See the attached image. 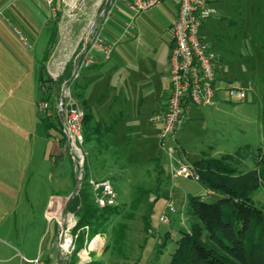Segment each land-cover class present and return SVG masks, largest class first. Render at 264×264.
<instances>
[{
	"label": "rangeland",
	"instance_id": "obj_1",
	"mask_svg": "<svg viewBox=\"0 0 264 264\" xmlns=\"http://www.w3.org/2000/svg\"><path fill=\"white\" fill-rule=\"evenodd\" d=\"M218 4L213 6L216 14L224 15L226 19L208 29L210 38L216 41L214 46L218 44L226 52V70L234 78V84L230 86L243 89L245 98L243 101L230 98L228 91L224 89L220 92V100L215 107L201 108V112L197 110L199 107L194 106L191 109L190 118L177 134V145L185 149V159L189 162H194L203 155L218 157L221 154L233 153L246 144L254 148H264V0H220ZM102 6L92 5L91 0H76L71 5L69 0H56L51 11L54 37L49 45L47 37H42L34 46L35 55L39 60L47 50L44 60L45 82L40 84V91L45 93V96L49 95L50 100L55 102L61 95L65 81L74 96L81 95L83 85H88L85 98L90 107H93V118L110 117L113 112L131 116L133 111L140 119L139 122L146 124L149 111L146 104H142V108L139 107L140 94L137 91L141 93L142 90L138 74L150 70L148 48L135 47L134 42L125 45L120 42L127 41L122 36L123 31L130 32L136 22L145 28L146 41H152L153 38L150 39L149 35L158 30L163 34L160 40L162 42L168 30L167 21L175 14L174 4L172 0H163L142 11L143 14L139 15L143 16L144 22L143 19H137L138 15L135 17L123 4L114 5L112 16L103 26L105 34L112 35V41L117 42L110 59H102L101 69L87 79H83L80 71L79 75L71 80L75 70V58L83 47L81 39L90 23L101 22L98 13ZM145 22L148 27L143 25ZM114 35L117 38H114ZM137 60L141 61L138 63ZM120 73L126 80L123 79L119 83ZM124 83L126 90L121 92ZM130 87L135 88L130 90ZM55 115L52 111L51 115L46 117L52 119ZM42 130L44 131L43 127ZM55 137L59 139L60 146H64L60 137ZM128 143L122 147L124 156H118L115 150L104 151L103 144L100 145L98 139H92L82 145L84 162L87 160L84 170L85 184L91 191L89 179L96 182L109 181L118 195L119 213L113 217V222L107 228L110 235L98 234L92 239L85 238L83 247L79 250L75 241V251L69 262L73 260L77 264H86L94 259L101 260L103 264H169L180 231L188 227L187 196L199 195L207 202L218 198V195L209 193L200 182L173 175L172 165L177 167L175 154L173 159L160 155L159 166L157 161L148 158L150 154H159L157 139L148 142L132 137ZM51 146L52 143L49 142L48 149ZM61 148L63 159L59 161L58 166L66 179L73 178V189L70 186L63 190L54 181L50 186L55 193L72 191L73 197L80 191L83 179L76 188L74 163L68 150ZM247 164L252 166L250 160ZM47 165L56 177V165L48 160ZM253 199L258 204H264L262 187L255 191ZM169 202L176 212L171 214L169 223H162L159 218ZM67 203L56 214L58 221L65 220L67 213L75 216L74 212L66 210ZM119 223L125 224L127 228L124 240L116 243L112 227L117 229ZM52 229L54 230V224ZM96 237L101 239V245L94 246L88 252L89 262L82 263V258H86L84 250H88L89 244Z\"/></svg>",
	"mask_w": 264,
	"mask_h": 264
},
{
	"label": "crops",
	"instance_id": "obj_2",
	"mask_svg": "<svg viewBox=\"0 0 264 264\" xmlns=\"http://www.w3.org/2000/svg\"><path fill=\"white\" fill-rule=\"evenodd\" d=\"M47 1L0 0V264H32V260L39 256L44 260H51L56 256V214L64 207L72 191L55 193L50 185L54 181L57 186L60 185V188L66 190L70 186L73 189L74 184L73 178L66 179L61 167L58 166L59 161L63 159V152L57 155L54 161L52 160L55 151L54 142L48 137L39 121L36 107L40 99L36 68L45 52L42 59H37L34 46L42 37H47L49 45L52 28L51 11L56 4V0H52L50 5ZM91 1L92 5L98 7L103 2V0ZM219 1L209 0V3L213 7ZM172 2L175 14L167 21L168 30L162 42L160 40L163 34L158 30H154L153 34L149 35L150 39L153 38L151 42L148 39L146 41L145 28L140 26L139 22H136L130 32L123 31L122 36L127 41L120 43L125 45L134 42L135 47L148 48L150 70L138 74L142 90L140 89L141 93L136 91L140 94L139 107L142 108V104H146L149 113L146 124H141L133 111L131 116L113 112L110 117L100 119L92 117L94 135L92 138L98 139L100 145L103 144L104 151L115 150V154L124 156L122 147L131 142L132 137L148 142L157 139L160 124L153 125L149 118L165 109L170 87L168 59L173 44L171 25L177 16V5L173 0ZM138 18L142 20L143 16L138 15ZM224 19H226L224 15L215 12L200 30L201 38L208 43L217 57V92L214 104L207 106L210 108L218 104L220 92L234 84V78L226 70V52L220 45L214 46L216 41L210 38L211 34L208 30ZM143 25L148 27L146 22ZM103 26L102 37L112 41V35H106ZM114 38L117 37L114 35ZM93 52L95 64L82 70L83 79L97 73L103 66L100 62L102 57L97 52ZM140 61L137 60L138 63ZM123 79L126 80L120 73L118 82H122ZM125 87L126 83L121 92H125ZM87 88L88 85H83L81 96L87 107L92 110L93 107H90L89 101L85 98ZM131 88L135 87H130V90ZM192 108L194 106L189 107V118ZM201 108L206 107H199L197 110L201 112ZM49 142L52 146L48 149ZM181 149L187 157L185 149L183 147ZM158 153L148 155V158L157 161V165L160 164L159 149ZM47 160L56 165L54 168L55 175L58 174L56 177L48 167ZM211 194L216 195L212 192Z\"/></svg>",
	"mask_w": 264,
	"mask_h": 264
},
{
	"label": "built area",
	"instance_id": "obj_3",
	"mask_svg": "<svg viewBox=\"0 0 264 264\" xmlns=\"http://www.w3.org/2000/svg\"><path fill=\"white\" fill-rule=\"evenodd\" d=\"M63 1L68 2V0ZM74 1L76 0H69L70 5ZM162 1L103 0V6L98 13L101 22L98 24L97 21H93L88 25V30L81 39L83 47L75 58V70L71 80H74L80 71L95 64L93 51L97 52L104 60L110 59L116 42L103 38L101 30L103 24L111 16L114 5L121 3L132 13L139 15L142 11ZM173 1L177 5V16L171 25L173 44L168 59L170 87L165 109L154 114L150 118V122L153 125L160 124L157 135L160 154L167 155L171 159H173V154L177 156L175 158L177 167L172 165L173 175L198 181L199 176L193 163L185 159L183 150L177 145V134L189 119V107H207L214 104L217 92V57L209 48L208 43L201 38L200 30L202 25L215 14V9L210 5L209 0ZM47 3L50 5L52 0H48ZM227 91L230 98H239L241 101L245 98L243 89L229 86ZM36 107L39 113L46 116H50L53 111L51 104L45 99H39ZM54 110L60 119L61 131L64 135V146H60L57 137L52 138L55 146L52 160L54 161L55 157L62 152L61 147H65L74 163L73 170L77 175L76 177L82 179L84 164L82 120L84 111L78 100L72 95L67 81L62 85L60 97L54 102ZM89 184L91 185L94 202L99 208L117 205L118 195L109 181L96 182L89 179ZM175 212L172 203H167L165 212L159 218L160 222L169 223L171 214ZM56 222V256L51 260H44L39 256L32 260V264H68L75 251L77 235L72 231L76 226L77 218L67 213L65 220L58 221L56 219ZM84 229L88 231L87 226ZM90 250H92L90 246L88 250H84L87 256ZM82 260V263H86L89 257L82 258Z\"/></svg>",
	"mask_w": 264,
	"mask_h": 264
},
{
	"label": "trees",
	"instance_id": "obj_4",
	"mask_svg": "<svg viewBox=\"0 0 264 264\" xmlns=\"http://www.w3.org/2000/svg\"><path fill=\"white\" fill-rule=\"evenodd\" d=\"M53 37L51 28V39ZM46 54L47 50L36 68V80L40 99L49 101L55 112L54 101L40 91V84L45 82ZM74 97L84 111L83 143H89L94 136L91 125L93 116L82 96ZM38 116L48 137L59 136L63 145L64 135L59 116L56 114L52 119L41 113ZM249 160L252 163L251 167L247 164ZM85 162L81 189L66 206V210L74 212L77 218L73 233L77 235L78 250L82 249L85 238L92 239L98 234L110 235L107 228L113 222V217L119 213L118 205L103 208L96 205L92 192L85 184L84 170L87 167V160ZM193 165L199 176L198 182L207 191L218 195V198L207 202L199 195L187 196L188 227L180 231L169 264H264V204H258L253 199L255 191L260 187L264 190V148L260 146L254 148L246 144L233 153L218 157L203 155L195 160ZM85 226L88 227V231H85ZM126 228L123 223H119L117 229L112 227L116 243L124 240ZM68 264L77 263L72 260ZM86 264L103 263L101 260L93 259Z\"/></svg>",
	"mask_w": 264,
	"mask_h": 264
},
{
	"label": "bare ground",
	"instance_id": "obj_5",
	"mask_svg": "<svg viewBox=\"0 0 264 264\" xmlns=\"http://www.w3.org/2000/svg\"><path fill=\"white\" fill-rule=\"evenodd\" d=\"M101 245V239L99 237L94 238V240L92 241L91 245H90V249L94 248V246H99ZM85 254V257L87 258V253L83 252ZM84 258V257H83Z\"/></svg>",
	"mask_w": 264,
	"mask_h": 264
},
{
	"label": "water",
	"instance_id": "obj_6",
	"mask_svg": "<svg viewBox=\"0 0 264 264\" xmlns=\"http://www.w3.org/2000/svg\"><path fill=\"white\" fill-rule=\"evenodd\" d=\"M80 181L81 179L79 177H76V188L79 187V184H80ZM73 194H71L68 198H67V201L72 197ZM66 201V203H67Z\"/></svg>",
	"mask_w": 264,
	"mask_h": 264
}]
</instances>
